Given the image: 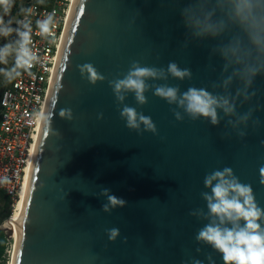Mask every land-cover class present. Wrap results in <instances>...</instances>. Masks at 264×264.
Listing matches in <instances>:
<instances>
[{
	"label": "water",
	"instance_id": "95a60500",
	"mask_svg": "<svg viewBox=\"0 0 264 264\" xmlns=\"http://www.w3.org/2000/svg\"><path fill=\"white\" fill-rule=\"evenodd\" d=\"M187 2L74 0L44 110L54 118L51 128L41 121L12 264H190L192 258L210 264L209 256L224 264L219 252L195 239L208 222L200 214L208 211L204 177L224 167L252 187L264 208V77L257 78L253 102L262 124L249 126L243 138L223 114L219 125L187 116L178 121L176 106L153 94L158 84L221 91L212 88L222 65L211 53L217 41L188 37L180 14ZM132 61L158 68L176 62L192 79L149 80L144 104L131 93L121 103L111 82ZM85 63L104 79L88 80L80 71ZM124 104L150 116L159 135L129 130L119 113ZM65 108L72 120L59 115ZM103 188L126 206L104 211ZM10 223L9 217L0 224L9 236ZM113 227L120 230L114 242L106 232Z\"/></svg>",
	"mask_w": 264,
	"mask_h": 264
},
{
	"label": "clouds",
	"instance_id": "9594fccd",
	"mask_svg": "<svg viewBox=\"0 0 264 264\" xmlns=\"http://www.w3.org/2000/svg\"><path fill=\"white\" fill-rule=\"evenodd\" d=\"M14 6L15 0H0V38L4 40L0 44V65H4L0 67V76L9 83L24 74L31 75L32 68L41 62L34 36L54 42L58 24L53 11L36 19L34 27L35 7L22 6L20 13L23 19L15 20L13 26V20H5V16L10 15ZM180 14L191 40L217 41L211 53L220 58L222 65L220 78L213 82L212 88L221 91L195 86L181 91L179 86L158 84L153 94L176 106L173 115L178 121L187 116L192 120L204 118L212 125H219L223 114L229 118L228 124L239 137L247 136L249 126L255 128L262 124L255 115L257 105L253 102L259 95L257 78L264 77V0H188ZM80 71L92 83L104 79L91 63L81 65ZM169 76L181 81L191 80L192 72L176 62H169L166 68H158L132 61L126 74L111 84L121 103L131 93L138 104H144L145 92L152 88L148 81L167 80ZM245 105L247 110H238V106L243 108ZM119 113L129 130L140 135L144 132L159 135L152 118L136 108L124 104ZM59 115L73 119L70 108L61 109ZM33 117L51 128L54 113L35 111ZM99 118L103 119L102 113ZM204 186L210 189L202 193L208 211L200 214L208 222L197 232L195 239L219 252L224 264H264V226L261 224L264 208L256 203L252 187L242 183L230 167L208 173L204 177ZM100 194L107 199L103 205L106 212L127 204L108 188H103ZM192 214L197 215L196 212ZM106 232L113 242L120 237L119 228H109ZM208 260L214 264L211 256ZM190 264L203 262L192 258Z\"/></svg>",
	"mask_w": 264,
	"mask_h": 264
},
{
	"label": "built area",
	"instance_id": "2783aa9c",
	"mask_svg": "<svg viewBox=\"0 0 264 264\" xmlns=\"http://www.w3.org/2000/svg\"><path fill=\"white\" fill-rule=\"evenodd\" d=\"M72 4L73 0H43L42 3L39 0H17L16 3V20L23 19L22 6H34V27L36 19L53 11L58 24L54 42L34 36L41 62L32 68L31 75L24 74L8 82L0 98V190L12 198L13 211L29 175L40 129L41 121L34 119L33 113L45 110ZM7 240L1 262L12 264L16 238L14 234L7 235Z\"/></svg>",
	"mask_w": 264,
	"mask_h": 264
},
{
	"label": "trees",
	"instance_id": "16d2710c",
	"mask_svg": "<svg viewBox=\"0 0 264 264\" xmlns=\"http://www.w3.org/2000/svg\"><path fill=\"white\" fill-rule=\"evenodd\" d=\"M12 198L7 195L5 192L0 190V224L6 221L12 212ZM7 234L4 230L0 229V264L3 256L5 254L7 246Z\"/></svg>",
	"mask_w": 264,
	"mask_h": 264
},
{
	"label": "bare ground",
	"instance_id": "6f19581e",
	"mask_svg": "<svg viewBox=\"0 0 264 264\" xmlns=\"http://www.w3.org/2000/svg\"><path fill=\"white\" fill-rule=\"evenodd\" d=\"M73 3H74V0H73ZM73 6V4H72ZM72 9V7H71ZM71 13V11H70ZM41 125V124H40ZM30 172V170H29ZM29 176V175H28ZM28 176H27V179L25 181V185H24V188L21 192V195H20V198L17 200V202L15 203V209L13 211V214H12V217H11V223H10V227L13 229L14 231V236L16 238V225H15V222L17 221V218H18V215H19V212L21 210V206H22V202H23V198H24V194H25V190H26V185H27V181H28Z\"/></svg>",
	"mask_w": 264,
	"mask_h": 264
},
{
	"label": "rangeland",
	"instance_id": "374dc122",
	"mask_svg": "<svg viewBox=\"0 0 264 264\" xmlns=\"http://www.w3.org/2000/svg\"><path fill=\"white\" fill-rule=\"evenodd\" d=\"M16 3H17V0H15V6L11 9V13L9 16H5V20H8V19H12L13 20V26L15 25V20H16ZM14 38V37H12ZM4 43V40L2 38H0V44H3ZM0 67H4V65H0ZM7 81H5V79L0 76V98H1V94H2V91L4 90L5 86L7 85ZM12 212H13V206H12Z\"/></svg>",
	"mask_w": 264,
	"mask_h": 264
}]
</instances>
